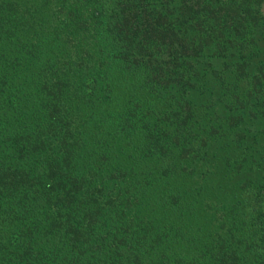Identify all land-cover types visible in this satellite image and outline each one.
Instances as JSON below:
<instances>
[{
	"label": "trees",
	"instance_id": "obj_1",
	"mask_svg": "<svg viewBox=\"0 0 264 264\" xmlns=\"http://www.w3.org/2000/svg\"><path fill=\"white\" fill-rule=\"evenodd\" d=\"M263 5L0 0V264H264Z\"/></svg>",
	"mask_w": 264,
	"mask_h": 264
},
{
	"label": "rangeland",
	"instance_id": "obj_2",
	"mask_svg": "<svg viewBox=\"0 0 264 264\" xmlns=\"http://www.w3.org/2000/svg\"><path fill=\"white\" fill-rule=\"evenodd\" d=\"M22 1H34V2H38L39 0H22ZM263 10H264V5H263ZM218 157H219V155H218V152H217V150H215V149H212V155L210 156V164H211V168L212 169H216V170H218L217 168H218V165H217V163H218ZM212 171V173H215V172H213V170H211Z\"/></svg>",
	"mask_w": 264,
	"mask_h": 264
}]
</instances>
